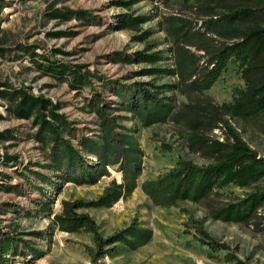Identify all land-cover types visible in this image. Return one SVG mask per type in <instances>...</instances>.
I'll list each match as a JSON object with an SVG mask.
<instances>
[{"label":"rangeland","instance_id":"rangeland-1","mask_svg":"<svg viewBox=\"0 0 264 264\" xmlns=\"http://www.w3.org/2000/svg\"><path fill=\"white\" fill-rule=\"evenodd\" d=\"M123 16L135 18L133 24L120 25ZM173 16L195 28L202 20L182 0H0V238L7 233L28 259L43 253L33 264H228L227 256L230 264H264V210L253 223L212 216L227 203L264 189V178L249 187L228 183L202 202L181 201L170 207L155 205L141 188L142 182L157 178L179 160L198 166L211 163L214 159L195 140L197 135L225 141L236 132L264 156V113L225 115L226 122L213 128L204 123L196 129L189 124L188 119L206 120L205 112L232 101L246 83L240 62L231 59L202 93L193 91L187 97L180 90H170L167 85L176 83L178 76L163 69L175 66L177 45L168 32ZM186 48L202 53L193 46ZM137 52L155 54V61H141ZM71 71L82 78L74 80ZM135 82L151 83L156 88L148 86L160 91V96L175 100V110L184 111V119L173 116L143 125L126 105L127 90ZM15 91L47 99L57 107L56 112L69 123L60 135L78 149L83 135L95 139L101 135L100 119L91 105L94 95L110 106L117 131L134 134L143 151L136 188L111 207L79 211L94 218L102 236L137 219L152 229L146 245L131 250L118 243L104 257L93 260L85 248L93 245L92 234L54 227L53 217L62 212V200L96 199L112 180L122 183L123 172L118 166H108L109 175L96 184L68 182L57 193L51 184L57 173L51 166V144L36 136L40 126L34 115L18 117L8 110ZM189 102L203 110L183 105ZM44 192L54 199L50 210H41L38 204L47 198ZM202 239L213 241L214 247ZM14 258L23 260L21 255Z\"/></svg>","mask_w":264,"mask_h":264},{"label":"trees","instance_id":"trees-1","mask_svg":"<svg viewBox=\"0 0 264 264\" xmlns=\"http://www.w3.org/2000/svg\"><path fill=\"white\" fill-rule=\"evenodd\" d=\"M198 16L201 24L195 28L183 18L173 16L168 26L174 50V67L163 69L177 75L176 83L168 84L170 90H180L187 97L197 91L209 89L231 59L240 62L246 86L239 89L232 101L209 109L203 118L188 119L196 129L200 124L210 128L222 126L223 116L251 117L264 113V0H182ZM85 15V11H77ZM135 18L119 19L127 26ZM182 44L183 47H179ZM193 46L195 53L186 46ZM155 54L137 52L141 61H155ZM131 58V57H129ZM74 80L82 77L74 71ZM151 83L135 82L127 90V108L138 116L143 125L165 122L173 116H182L184 111L175 110L176 101L160 96V91L151 89ZM8 110L18 117H31L40 128L36 136L45 144H51L52 167L57 172L51 184L60 192L63 185L72 182L77 185L96 184L101 177L109 175L108 166H118L123 172V182L112 180L103 193L91 200H62V212L53 217L54 227L67 232H86L93 235V245H85L93 260L104 257L118 243L131 250L146 245L152 238V229L141 225L137 219L108 236H102L99 225L85 211L86 207H111L121 197L126 199L136 188L142 172L143 151L133 133L117 131L115 118L109 116L110 106L94 95L91 101L100 119L99 139L83 135L79 140L80 149L61 137L60 132L69 128L64 116L56 112L47 99L34 97L25 92L15 91L10 97ZM52 107H49L51 106ZM195 111L201 108L197 103H183ZM203 109L201 108V111ZM222 110V111H220ZM49 117L50 119H48ZM201 148L213 157L205 166L191 161L179 160L177 165L157 178L142 182L141 188L155 205L175 206L181 201L202 202L228 183L249 187L264 178V156H259L236 132L225 141L195 137ZM89 156H94L90 158ZM45 201L38 202L41 210H50L54 199L50 194ZM264 210V189H257L236 202H229L213 211L214 218L225 221L253 223ZM196 230L209 239V235L197 227ZM42 234V233H39ZM210 247L214 242L202 239ZM21 255L23 260L14 257ZM43 253L27 258L19 245H13V238L3 233L0 238V264H33ZM227 261L232 259L227 256Z\"/></svg>","mask_w":264,"mask_h":264}]
</instances>
